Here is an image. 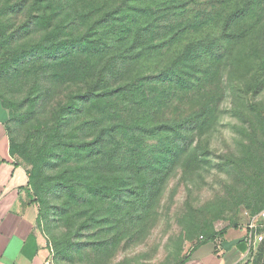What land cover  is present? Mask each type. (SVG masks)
<instances>
[{
	"label": "rangeland",
	"instance_id": "rangeland-1",
	"mask_svg": "<svg viewBox=\"0 0 264 264\" xmlns=\"http://www.w3.org/2000/svg\"><path fill=\"white\" fill-rule=\"evenodd\" d=\"M255 2L254 18L236 20L222 47L179 62L190 87L147 85L156 87L147 121L162 131L144 133L146 147L162 155L144 169L98 155L93 110L86 118L64 109L75 84L44 82L30 66L19 73L18 41L0 27V122L28 173L53 264H182L210 235L260 220L264 0ZM174 55H159L157 72Z\"/></svg>",
	"mask_w": 264,
	"mask_h": 264
},
{
	"label": "trees",
	"instance_id": "trees-1",
	"mask_svg": "<svg viewBox=\"0 0 264 264\" xmlns=\"http://www.w3.org/2000/svg\"><path fill=\"white\" fill-rule=\"evenodd\" d=\"M255 5V0H0V19L11 22L0 21V27L4 37L18 41L19 73L30 66L32 76L44 82L75 84L64 109L67 116L86 118L93 110L98 155L144 169L162 155L154 145L146 147L144 133L162 131V124L147 121L151 111L145 101L156 92L147 85L168 80L169 90L190 87L191 78L179 77V62L222 47L226 35L234 37L236 20L254 18ZM171 51L175 58L157 72V57ZM151 107L153 112L156 106Z\"/></svg>",
	"mask_w": 264,
	"mask_h": 264
},
{
	"label": "crops",
	"instance_id": "crops-1",
	"mask_svg": "<svg viewBox=\"0 0 264 264\" xmlns=\"http://www.w3.org/2000/svg\"><path fill=\"white\" fill-rule=\"evenodd\" d=\"M26 169L13 157L0 122V264H53L50 244L38 226ZM224 229L186 255L182 264H264V223ZM257 235H263L261 241Z\"/></svg>",
	"mask_w": 264,
	"mask_h": 264
},
{
	"label": "built area",
	"instance_id": "built-area-1",
	"mask_svg": "<svg viewBox=\"0 0 264 264\" xmlns=\"http://www.w3.org/2000/svg\"><path fill=\"white\" fill-rule=\"evenodd\" d=\"M260 218L264 223V210L260 213ZM250 225H251V227L254 228V225H252V224H250ZM262 239H263V235H257L256 236V240L261 241Z\"/></svg>",
	"mask_w": 264,
	"mask_h": 264
}]
</instances>
